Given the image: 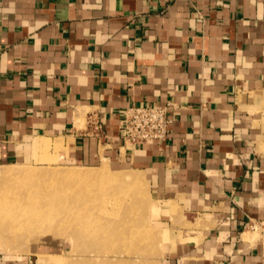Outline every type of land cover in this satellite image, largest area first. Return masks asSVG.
I'll return each instance as SVG.
<instances>
[{"label":"crops","instance_id":"0c3cea01","mask_svg":"<svg viewBox=\"0 0 264 264\" xmlns=\"http://www.w3.org/2000/svg\"><path fill=\"white\" fill-rule=\"evenodd\" d=\"M153 104L169 137L125 145ZM66 161L143 175L138 264H264V0H0V166ZM38 242L0 264L70 258Z\"/></svg>","mask_w":264,"mask_h":264},{"label":"rangeland","instance_id":"374dc122","mask_svg":"<svg viewBox=\"0 0 264 264\" xmlns=\"http://www.w3.org/2000/svg\"><path fill=\"white\" fill-rule=\"evenodd\" d=\"M105 162L92 165L66 161L48 165L25 163L0 166V207L5 208L0 209V216H20L25 210L22 206L27 202L23 201L26 196L35 197L33 202L36 207L49 203L50 208L59 212L55 218H47L45 222L15 219L11 225L2 226L0 230H4L5 235L0 238V256H19L43 238L58 236L67 241V255L70 258L64 260L65 264H138L157 261L152 251L150 259L137 258L148 253L145 250L154 249V244H145L137 233L142 228L119 224L129 218L130 223L137 224V221L132 220L138 218V212H127L121 208L125 205L124 199H130L129 190H147L143 175L133 168H109ZM84 172H95L91 174L94 177H76V174ZM39 190L45 191L37 193ZM17 205L22 208H17ZM75 218L80 220L76 221ZM107 219L113 220V223L107 226L90 225L100 220L105 223ZM84 222L87 223L85 226ZM121 254L132 258L124 259ZM62 256L55 254L54 257L47 256L48 259L39 258L41 261L61 263Z\"/></svg>","mask_w":264,"mask_h":264},{"label":"built area","instance_id":"2783aa9c","mask_svg":"<svg viewBox=\"0 0 264 264\" xmlns=\"http://www.w3.org/2000/svg\"><path fill=\"white\" fill-rule=\"evenodd\" d=\"M172 104L148 106L133 105L124 110L120 121L119 133L127 146L165 141L169 137L172 126L170 111ZM96 127H100L97 123ZM100 129V128H98ZM258 225L253 223L252 229Z\"/></svg>","mask_w":264,"mask_h":264},{"label":"bare ground","instance_id":"6f19581e","mask_svg":"<svg viewBox=\"0 0 264 264\" xmlns=\"http://www.w3.org/2000/svg\"><path fill=\"white\" fill-rule=\"evenodd\" d=\"M92 173H95V172L78 173V174H76V177L81 178V179H89V178L94 177V176L91 175ZM42 186H43V183H42ZM45 187H46V185H45ZM44 191L45 190H39L37 193L44 192ZM58 193H60V192H58ZM14 197H15V195H14ZM28 197H30V196H28ZM28 197L26 196V198H24V200H23V201H27V202L25 203L24 206H22V207L25 208V210L22 211L20 216H18L16 214H14V216H12V217L0 216V228H2V226L6 227V225H11L12 224L11 222L13 220H15V219H19V220L24 219V221L26 220L27 222H30V220H32V219H36L37 221L39 220L41 222H45L44 220H46L47 218H55L54 216H56V214H59L58 211H56L55 209H52V208L49 207L50 206L49 203H48V205L45 204L43 207H41V206L36 207L35 206L36 203L33 202V199H35V197L34 198H32V196L30 198H28ZM20 200L22 201V199H20ZM58 204H59V202L56 203V205H58ZM46 206H48V207H46ZM18 207H21V206L17 205V208ZM0 209H5V208H3V207L1 208L0 207ZM33 212H35V213H33ZM0 213H1V211H0ZM30 213H32V214L30 215ZM48 220H50V219H48ZM75 220L79 221L80 218H75ZM81 220H83V219H81ZM6 221H9V223H7ZM85 224H87V223L84 222V226H85ZM4 235H5L4 230L3 231L0 230V238H1V236H4Z\"/></svg>","mask_w":264,"mask_h":264}]
</instances>
